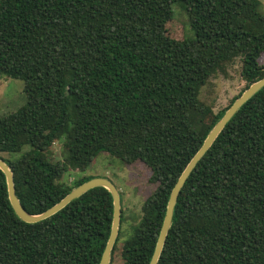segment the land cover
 <instances>
[{"label": "trees", "instance_id": "16d2710c", "mask_svg": "<svg viewBox=\"0 0 264 264\" xmlns=\"http://www.w3.org/2000/svg\"><path fill=\"white\" fill-rule=\"evenodd\" d=\"M175 4L191 31L182 40L166 30ZM260 6L259 0H0V78L22 80L25 97L0 116V158L23 209L39 215L56 205L93 177L69 184L62 178L73 169L84 173L100 155L125 165L139 161L156 188L119 256L121 264H149L180 174L233 102L264 77ZM236 60L245 89L214 113L202 88ZM55 141L61 160L53 162ZM112 217L110 192L96 187L51 217L26 223L10 204L0 170V264H99ZM157 264H264V87L189 174Z\"/></svg>", "mask_w": 264, "mask_h": 264}, {"label": "rangeland", "instance_id": "374dc122", "mask_svg": "<svg viewBox=\"0 0 264 264\" xmlns=\"http://www.w3.org/2000/svg\"><path fill=\"white\" fill-rule=\"evenodd\" d=\"M259 1L260 10L264 13V0ZM172 11L173 19L166 26L167 33L177 40H182L191 34L187 25V16L178 4L173 6ZM259 62L264 63V54ZM240 71L241 63L236 60L227 67L225 75H216L202 88L200 97L212 107L214 113L225 109L234 97L244 91L246 84L240 76ZM23 89L24 83L20 79L0 78V116L16 111L25 103ZM2 156L9 157L6 154ZM50 157L53 162L61 160V144L58 141L52 145ZM83 176L106 178L119 191L123 222L111 264H121L119 254L122 243L133 233L134 227L141 218L143 202L156 188V185L149 181L150 170L139 161L125 165L118 159L104 154L98 156L84 173L70 170L61 181L69 184L75 177Z\"/></svg>", "mask_w": 264, "mask_h": 264}, {"label": "water", "instance_id": "95a60500", "mask_svg": "<svg viewBox=\"0 0 264 264\" xmlns=\"http://www.w3.org/2000/svg\"><path fill=\"white\" fill-rule=\"evenodd\" d=\"M264 87V77L260 80L252 83L228 108L225 114L221 117V119L214 125L211 131L207 134L204 139L202 145L198 149V151L194 154V156L190 159L182 173L180 174L177 182L171 190L165 216L162 222V226L150 259L149 264H157L163 246L165 244V240L170 228V224L173 217L174 207L177 202L178 195L188 178L189 174L194 169L195 165L198 161L204 156V154L209 150L217 136L220 134L225 125L229 122V120L234 116V114L238 111V109L251 98L256 92H258L261 88ZM0 170L4 173L7 184V192L10 204L15 212V214L26 223H37L42 220H45L52 215L56 214L64 207H66L70 202L79 198L82 194L87 192L90 189L96 187H103L108 190L113 199V217L112 224L110 229V234L104 248L103 254L101 256L99 264H110L111 253L116 242L118 236V230L120 226V217H121V200L119 191L112 184V182L106 178H91L90 180L84 182L78 187L74 188L70 191L62 200H60L56 205L46 210L45 212L39 215H30L28 214L23 207L21 206L14 187L13 174L5 161L0 158Z\"/></svg>", "mask_w": 264, "mask_h": 264}]
</instances>
